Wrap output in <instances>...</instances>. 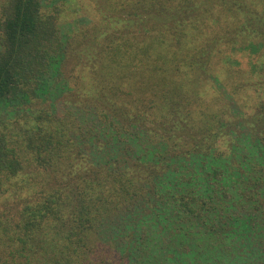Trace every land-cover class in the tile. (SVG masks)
<instances>
[{
    "label": "trees",
    "instance_id": "trees-1",
    "mask_svg": "<svg viewBox=\"0 0 264 264\" xmlns=\"http://www.w3.org/2000/svg\"><path fill=\"white\" fill-rule=\"evenodd\" d=\"M222 1L121 4L61 81L57 4L0 0V264H264V0Z\"/></svg>",
    "mask_w": 264,
    "mask_h": 264
},
{
    "label": "rangeland",
    "instance_id": "rangeland-1",
    "mask_svg": "<svg viewBox=\"0 0 264 264\" xmlns=\"http://www.w3.org/2000/svg\"><path fill=\"white\" fill-rule=\"evenodd\" d=\"M133 0H44V10L48 11L53 9L52 7L57 4L56 7L60 8L59 17V28L62 38L65 40L63 49H65V62L60 70L55 69L57 74L56 79L63 81L62 77L67 80L68 76L80 75V68L82 66L81 57L84 56V52L90 50L93 51V46L97 48H102L103 41L107 38L108 33L113 30L120 29L121 24L118 12L122 11V5L130 3ZM218 5L214 9V14L209 18L206 17L202 21L201 26L203 29V35L210 38L212 30L218 28L219 25L224 26L230 22L231 17H228V13H223V7L219 4L223 3L222 0H214ZM224 8H227L228 5H223ZM46 8V9H45ZM228 20V21H227ZM94 28V30H93ZM96 36V37H95ZM95 38L98 39L99 45L94 44ZM207 39V38H206ZM237 58L241 60L242 70L246 69L248 59L245 57H240L236 55ZM239 72L235 73V76ZM222 78H227V72L225 69H222L221 72ZM242 74V72H241ZM240 75V74H239ZM240 80V79H238ZM75 86L74 84H71ZM77 87V86H75ZM66 94L61 95L60 98L56 101L59 102V105H62L63 108H69L72 102H66ZM65 100V101H64ZM64 102V103H62ZM249 111V109H247ZM88 143H91L92 139H89L88 136L85 137ZM119 159L123 162L130 160V155H122Z\"/></svg>",
    "mask_w": 264,
    "mask_h": 264
}]
</instances>
